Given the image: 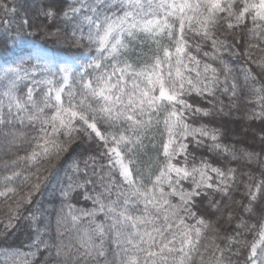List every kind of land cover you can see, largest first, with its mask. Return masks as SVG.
I'll return each mask as SVG.
<instances>
[{
	"label": "snow or ice",
	"instance_id": "obj_1",
	"mask_svg": "<svg viewBox=\"0 0 264 264\" xmlns=\"http://www.w3.org/2000/svg\"><path fill=\"white\" fill-rule=\"evenodd\" d=\"M0 264H264V0H0Z\"/></svg>",
	"mask_w": 264,
	"mask_h": 264
},
{
	"label": "trees",
	"instance_id": "obj_2",
	"mask_svg": "<svg viewBox=\"0 0 264 264\" xmlns=\"http://www.w3.org/2000/svg\"><path fill=\"white\" fill-rule=\"evenodd\" d=\"M30 7L38 6L40 0H27ZM58 5H63L65 0H55ZM237 68L239 65H235ZM234 126V125H233ZM258 135V126L256 123H253V127L247 131L246 135H243L235 140V146L237 149L244 148L250 149L256 145ZM61 179H66L65 171L62 169L59 173ZM41 202L44 205V209L47 212H53L54 209H58L60 206V193H59V185H53L49 187L41 197ZM75 202V201H74ZM83 203V201H81Z\"/></svg>",
	"mask_w": 264,
	"mask_h": 264
}]
</instances>
